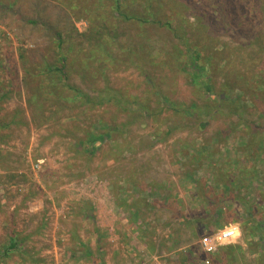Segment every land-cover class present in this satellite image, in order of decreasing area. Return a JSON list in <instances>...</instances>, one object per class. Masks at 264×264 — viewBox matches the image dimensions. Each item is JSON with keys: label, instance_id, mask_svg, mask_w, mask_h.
I'll use <instances>...</instances> for the list:
<instances>
[{"label": "rangeland", "instance_id": "1", "mask_svg": "<svg viewBox=\"0 0 264 264\" xmlns=\"http://www.w3.org/2000/svg\"><path fill=\"white\" fill-rule=\"evenodd\" d=\"M168 9L164 13L173 16ZM89 16L98 24L103 13ZM32 18L62 35L68 51L63 73L54 70L60 68L55 42L41 26L26 23ZM90 27L51 0H0V168L22 175L8 183L50 192L47 203L56 204L65 222L71 217L66 230L77 236L101 229L103 205L113 219L118 210L125 221L141 220L136 243L127 236L134 226L121 222L123 242L88 241L89 257L64 264H150L151 256L164 264H204L198 240L229 224L241 237L209 256V264H264V25L259 47L253 31L232 28L207 48L219 58L212 64V90L217 98L229 92L244 107L242 118L217 110L219 101L212 104L188 82L174 58L165 66L151 60L152 53L171 49L150 42L160 30L147 33L149 46L127 64L121 50L109 52L116 61L99 50ZM186 37L198 43L199 36ZM229 38L232 55L219 57ZM105 90L117 93L116 103L102 104ZM79 92L84 98L77 99ZM190 103L211 114L205 129L175 109ZM144 219L164 225L146 227ZM115 246L120 249L112 256Z\"/></svg>", "mask_w": 264, "mask_h": 264}, {"label": "trees", "instance_id": "2", "mask_svg": "<svg viewBox=\"0 0 264 264\" xmlns=\"http://www.w3.org/2000/svg\"><path fill=\"white\" fill-rule=\"evenodd\" d=\"M59 4L69 16L79 20H86L91 26L90 40L108 54L113 49L121 50L127 57V64L132 63L133 58L146 47L149 41V32L151 29H158L162 32L155 40L150 42H159L161 45H170L171 49L152 53L151 60L165 66L167 59L174 58L178 66L185 74L188 82L195 84L204 94H207L208 101L216 104L217 110L223 108L231 115L242 118L246 112L244 107L237 105L232 101L229 92H219L218 98L212 90L211 74L213 71L214 60L218 61L217 56L207 52V48L218 44L222 38V33L235 29L240 33L255 34L254 43L259 47L261 32L260 28L264 25V0H51ZM173 16H167L166 8ZM95 10L102 11L101 22L93 24V19L89 16L90 12ZM258 15V16H257ZM27 24L41 26L47 31L48 36L55 42V51L58 54L60 68L54 69L55 72L63 73L68 64V51L64 49V40L62 35L56 32V28L39 18L26 20ZM257 29V30H256ZM148 33V34H147ZM193 37L206 36L211 42L204 46L202 41L196 39L188 43L187 35ZM124 37V38H123ZM141 37L146 42H137L135 38ZM228 43H223L218 56L231 54L232 39ZM213 43V44H212ZM103 44V45H102ZM212 44V45H211ZM169 47V46H168ZM108 48V50L106 49ZM145 48V49H146ZM110 49V50H109ZM180 57L178 58V56ZM217 55V54H216ZM150 56V55H149ZM139 58V56L137 55ZM143 57V54H142ZM114 61L118 59H114ZM135 60V59H134ZM183 65L187 66L190 72L183 70ZM185 66V67H186ZM63 78L66 79V76ZM63 78L61 80H63ZM198 81V82H197ZM231 91L230 88L226 89ZM101 102L116 103L117 93L111 90L102 92ZM229 93V94H228ZM223 97L221 98V95ZM77 99L84 98L79 92ZM183 108L190 117H195L200 129H205L209 124L211 114L203 108H198L194 103L188 106L182 105L175 109ZM256 230H260L257 226ZM204 256V255H203ZM204 257H207L204 258ZM203 260L209 262L208 257ZM202 260V261H203Z\"/></svg>", "mask_w": 264, "mask_h": 264}, {"label": "crops", "instance_id": "3", "mask_svg": "<svg viewBox=\"0 0 264 264\" xmlns=\"http://www.w3.org/2000/svg\"><path fill=\"white\" fill-rule=\"evenodd\" d=\"M17 176L22 177L21 172H10L0 168V259L4 260L3 264H27L23 261L25 258L29 259L28 264H47V262L57 264L56 259L59 258L68 259V261L75 259L83 261L90 256V251L87 247L88 241H100L101 243L102 240H111L113 242L122 240L123 242V233L118 230V226L124 222L134 226L131 234L127 236L133 244L137 242L136 238L140 234L135 226H140L141 220L136 218V220L133 219V222L129 219L125 221V218L119 217L121 213L118 210H116V217L113 219L112 210L105 205L100 208V212L104 210V217L99 218L97 223L101 229L87 237L81 232L78 233L79 236L74 234L73 231V233H69L66 229L71 225L68 220L71 217L66 219L65 222L59 217L56 204L52 201L51 204L47 203L49 200L47 195L50 192L46 194L42 188L31 189L27 185L23 186L22 183L18 182H15V184L8 183L10 177L16 178ZM36 190L38 191L35 192ZM261 193L264 195V188H262ZM263 205L259 204L260 207ZM115 209H119V207H115ZM49 214L53 218L48 220L44 216ZM23 215L26 216L24 217ZM259 215L261 219L264 218L262 212ZM84 217L85 222L83 224L85 225L89 218L87 214H84ZM150 224L164 225V223L157 220L144 219L143 226L146 225L147 227ZM61 234L66 236V241L60 246L57 237ZM165 241L167 243L173 242L170 239ZM32 247H34L35 252L29 251ZM122 248L124 247L122 246ZM139 248H143L141 252L145 253L149 249V243L142 244ZM118 249L120 247L115 246L116 251L112 253V256L118 254ZM107 252L108 250H105L106 256ZM101 258L103 257L101 256ZM102 263L108 264L107 260H102Z\"/></svg>", "mask_w": 264, "mask_h": 264}, {"label": "built area", "instance_id": "4", "mask_svg": "<svg viewBox=\"0 0 264 264\" xmlns=\"http://www.w3.org/2000/svg\"><path fill=\"white\" fill-rule=\"evenodd\" d=\"M37 167L38 165L36 164L35 168ZM240 237H241V233L239 227L235 224H229L210 235L201 237L198 240V246L204 256H212L219 249L235 243ZM57 238L56 239L60 242V246L63 245L66 241V236L64 234H61ZM151 257H152L151 259L152 261L150 264H164L160 260L161 257L159 256H151ZM66 261H68V259L66 260L62 258L56 259L57 264H64L66 263ZM203 262L204 264H209L207 260H203Z\"/></svg>", "mask_w": 264, "mask_h": 264}]
</instances>
